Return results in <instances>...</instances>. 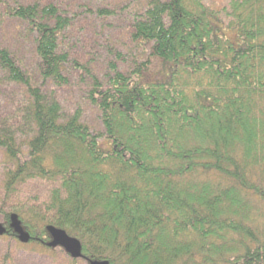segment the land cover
I'll list each match as a JSON object with an SVG mask.
<instances>
[{
	"label": "trees",
	"instance_id": "trees-1",
	"mask_svg": "<svg viewBox=\"0 0 264 264\" xmlns=\"http://www.w3.org/2000/svg\"><path fill=\"white\" fill-rule=\"evenodd\" d=\"M118 2L0 0V38H31L36 61L0 43L15 91L0 108V239H18L17 214L33 251L63 264H264V0ZM85 19L123 21L130 61L116 50L103 79L65 48ZM75 71L100 130L60 100ZM35 183L47 200L27 196ZM48 226L82 257L48 247Z\"/></svg>",
	"mask_w": 264,
	"mask_h": 264
},
{
	"label": "rangeland",
	"instance_id": "rangeland-1",
	"mask_svg": "<svg viewBox=\"0 0 264 264\" xmlns=\"http://www.w3.org/2000/svg\"><path fill=\"white\" fill-rule=\"evenodd\" d=\"M55 1H60V3L66 6H69L72 2L75 3V0ZM99 1L103 4L119 1L117 4L119 6H121L124 2H132V0ZM202 1L207 7L218 11L224 7H228L232 0ZM85 20L86 21L81 20L80 23H76L70 31H68L65 48H69L74 55L80 58L83 63L91 66L100 78L103 79L104 75L108 72L110 60H114L116 50L122 51L125 55V60H127V62L130 61L129 57H131V55H129V52L126 53L119 46L124 33L122 30L123 21H100L95 23V28H92L91 20ZM2 31L4 32V35L0 38V43L9 46L11 50H13V54L16 56V59L22 63L24 68L28 71L34 72L36 69V61L34 59L31 38H15L13 27L10 25H7ZM20 32L25 34L24 30H21ZM119 64L121 65V68H123V66H127L123 65L121 60ZM75 73L76 76L72 78V86L58 90L56 87L50 85L49 89L56 88L57 91H60V100L63 102L67 111H74L80 107L82 109L84 120L94 129L100 130L101 124L98 122V115L96 111L87 106L85 103L87 100V90L81 84L79 71H75ZM82 76L86 78V74L83 73ZM1 83L2 79L0 77V108H3L10 100L14 99L15 91L8 93L10 89L2 87ZM15 101H17V99ZM25 191L28 194L26 195L29 197H39L43 200H47L49 197L50 186L46 183H35L28 191ZM24 200L28 199L26 198ZM262 208V211L264 212V207ZM3 223V217L0 214V224ZM57 251L59 252L58 256V252L55 253L53 251L39 253L33 251L32 246L22 244L18 241V239L13 241L0 239V264H63L65 254H63V252L59 249Z\"/></svg>",
	"mask_w": 264,
	"mask_h": 264
},
{
	"label": "water",
	"instance_id": "water-1",
	"mask_svg": "<svg viewBox=\"0 0 264 264\" xmlns=\"http://www.w3.org/2000/svg\"><path fill=\"white\" fill-rule=\"evenodd\" d=\"M11 229L14 231L18 240L22 244H28L31 240V235L24 229L17 214L11 216ZM47 231L50 234L51 242L48 243L50 248H62L72 258L79 259L82 257V244L73 237H70L66 231L57 229L54 226H48ZM7 230L3 224H0V237L6 234ZM91 264H108L107 261L91 262Z\"/></svg>",
	"mask_w": 264,
	"mask_h": 264
}]
</instances>
